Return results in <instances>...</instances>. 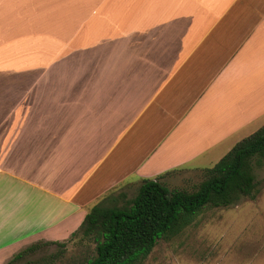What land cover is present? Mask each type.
I'll list each match as a JSON object with an SVG mask.
<instances>
[{
	"label": "crops",
	"instance_id": "1",
	"mask_svg": "<svg viewBox=\"0 0 264 264\" xmlns=\"http://www.w3.org/2000/svg\"><path fill=\"white\" fill-rule=\"evenodd\" d=\"M262 125L264 0H0V264Z\"/></svg>",
	"mask_w": 264,
	"mask_h": 264
},
{
	"label": "trees",
	"instance_id": "2",
	"mask_svg": "<svg viewBox=\"0 0 264 264\" xmlns=\"http://www.w3.org/2000/svg\"><path fill=\"white\" fill-rule=\"evenodd\" d=\"M254 161L257 167L264 161V125L235 144L215 165L204 169L201 182L191 191L169 189L161 181L171 173L168 172L142 180L134 198L121 205L116 197L123 200L124 192L104 198L89 209L71 235L72 238L80 235L94 245V255L83 264H137L159 240L181 234L204 208L229 207L242 198L254 200L257 193ZM46 244L65 247V243H43ZM41 245H30L7 264L21 260L25 262L19 264H41L40 259H25Z\"/></svg>",
	"mask_w": 264,
	"mask_h": 264
},
{
	"label": "rangeland",
	"instance_id": "3",
	"mask_svg": "<svg viewBox=\"0 0 264 264\" xmlns=\"http://www.w3.org/2000/svg\"><path fill=\"white\" fill-rule=\"evenodd\" d=\"M252 166L257 189L254 200L242 198L229 207L204 208L181 234L159 240L150 254L137 264H264V161L261 167H257L255 161ZM203 170L185 167L161 181L169 189L191 191L201 182ZM122 192L125 193L123 200L116 197L118 193L114 194L120 205L134 198L137 189L128 187ZM71 235L62 242H52L65 243L64 248L38 242L41 247L25 259H40L41 264H83L94 255V245L80 235L73 238Z\"/></svg>",
	"mask_w": 264,
	"mask_h": 264
}]
</instances>
